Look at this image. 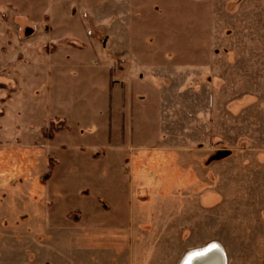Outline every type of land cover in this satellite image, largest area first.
Wrapping results in <instances>:
<instances>
[{
	"label": "rangeland",
	"instance_id": "rangeland-1",
	"mask_svg": "<svg viewBox=\"0 0 264 264\" xmlns=\"http://www.w3.org/2000/svg\"><path fill=\"white\" fill-rule=\"evenodd\" d=\"M264 264V0H0V264Z\"/></svg>",
	"mask_w": 264,
	"mask_h": 264
},
{
	"label": "bare ground",
	"instance_id": "bare-ground-1",
	"mask_svg": "<svg viewBox=\"0 0 264 264\" xmlns=\"http://www.w3.org/2000/svg\"><path fill=\"white\" fill-rule=\"evenodd\" d=\"M225 250L218 242L193 250L183 264H226Z\"/></svg>",
	"mask_w": 264,
	"mask_h": 264
}]
</instances>
